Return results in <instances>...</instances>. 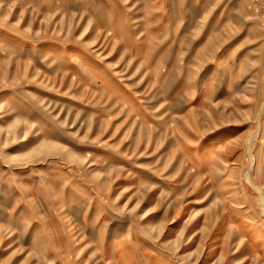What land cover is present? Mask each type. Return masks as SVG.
I'll list each match as a JSON object with an SVG mask.
<instances>
[{
    "label": "rangeland",
    "instance_id": "rangeland-1",
    "mask_svg": "<svg viewBox=\"0 0 264 264\" xmlns=\"http://www.w3.org/2000/svg\"><path fill=\"white\" fill-rule=\"evenodd\" d=\"M217 2L0 0V264H264V0Z\"/></svg>",
    "mask_w": 264,
    "mask_h": 264
},
{
    "label": "crops",
    "instance_id": "crops-1",
    "mask_svg": "<svg viewBox=\"0 0 264 264\" xmlns=\"http://www.w3.org/2000/svg\"><path fill=\"white\" fill-rule=\"evenodd\" d=\"M244 6L245 0H218V2L216 3L217 14L219 17L222 16V19L224 20H235L236 18H238V11L239 13L244 14ZM223 16L225 17L223 18ZM239 17H242V15L240 14Z\"/></svg>",
    "mask_w": 264,
    "mask_h": 264
},
{
    "label": "bare ground",
    "instance_id": "bare-ground-1",
    "mask_svg": "<svg viewBox=\"0 0 264 264\" xmlns=\"http://www.w3.org/2000/svg\"><path fill=\"white\" fill-rule=\"evenodd\" d=\"M99 238V237H98ZM112 248L111 249H108V248H106V250L103 252V253H101V254H99V255H97L95 258H94V260L93 261H96V260H101V259H103L104 258V254H106V258L105 259H112V258H114V259H117V257H118V264H122L120 261H121V251H120V253L119 254H117L116 252V245L115 246H111ZM118 255V256H117ZM117 261V260H116Z\"/></svg>",
    "mask_w": 264,
    "mask_h": 264
}]
</instances>
